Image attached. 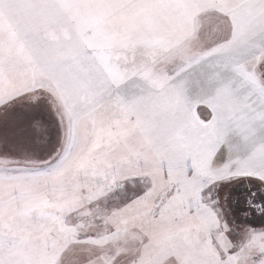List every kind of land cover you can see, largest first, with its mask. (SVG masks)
I'll return each instance as SVG.
<instances>
[{
  "label": "snow or ice",
  "instance_id": "obj_1",
  "mask_svg": "<svg viewBox=\"0 0 264 264\" xmlns=\"http://www.w3.org/2000/svg\"><path fill=\"white\" fill-rule=\"evenodd\" d=\"M0 264H264V0H0Z\"/></svg>",
  "mask_w": 264,
  "mask_h": 264
},
{
  "label": "trees",
  "instance_id": "obj_2",
  "mask_svg": "<svg viewBox=\"0 0 264 264\" xmlns=\"http://www.w3.org/2000/svg\"><path fill=\"white\" fill-rule=\"evenodd\" d=\"M241 199H243V194L241 195ZM256 221L257 224H259V218L258 217H250Z\"/></svg>",
  "mask_w": 264,
  "mask_h": 264
}]
</instances>
